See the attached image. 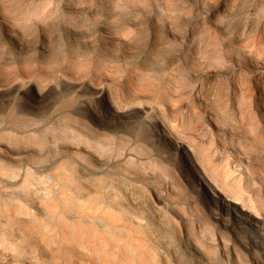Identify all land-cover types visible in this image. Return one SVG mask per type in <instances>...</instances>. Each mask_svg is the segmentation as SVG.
Returning <instances> with one entry per match:
<instances>
[{
	"label": "rangeland",
	"instance_id": "obj_1",
	"mask_svg": "<svg viewBox=\"0 0 264 264\" xmlns=\"http://www.w3.org/2000/svg\"><path fill=\"white\" fill-rule=\"evenodd\" d=\"M260 156L264 0H0V264H264Z\"/></svg>",
	"mask_w": 264,
	"mask_h": 264
},
{
	"label": "bare ground",
	"instance_id": "obj_2",
	"mask_svg": "<svg viewBox=\"0 0 264 264\" xmlns=\"http://www.w3.org/2000/svg\"><path fill=\"white\" fill-rule=\"evenodd\" d=\"M101 30L102 31H104V32H107V33H112L113 31H111V30H109L107 27H101ZM9 36H10V34H8ZM15 45V44H14ZM134 51L133 50H130L129 51V53H133ZM139 59H140V57H138ZM121 98V97H120ZM118 98V100H117V102H118V104L119 105H121V104H124L125 102L123 101V99L121 98ZM203 136L204 137H207L208 138V140H209V142L210 143H213L214 142V138H213V136L212 135H210L209 136V134L208 133H204L203 134ZM194 145H192V143H191V145L193 146V149L195 150V152H196V156L200 159V158H202L201 156H202V154H203V156L205 157V154L203 153V151L202 150H200V149H198L197 147H196V143H195V141L193 140V138H190L189 139ZM204 162V161H203ZM207 161L205 160V162L204 163H206ZM209 168V166L207 167L206 165H205V169H206V171L208 172V175L212 178V180L215 182V183H217L218 185H219V187H221L220 185H222L223 187H227V185L229 184H231V185H233V186H235L238 190H240L239 189V186H240V181H241V179H240V177H238V175L237 176H232V172L230 171V169L228 168V167H226V168H223V170H222V179L218 176V175H214L212 172H209L208 169ZM230 179V180H229ZM229 181V182H228ZM224 189V188H223ZM234 199H239L237 196H234L233 197ZM243 202H245V203H248V205L249 206H253L252 205V201H251V198L248 196L246 199H244V200H242Z\"/></svg>",
	"mask_w": 264,
	"mask_h": 264
},
{
	"label": "snow or ice",
	"instance_id": "obj_3",
	"mask_svg": "<svg viewBox=\"0 0 264 264\" xmlns=\"http://www.w3.org/2000/svg\"><path fill=\"white\" fill-rule=\"evenodd\" d=\"M55 93L52 92L51 90L46 94V98L48 97H52L54 96ZM107 95V93H105V96ZM93 104H94V107L97 108L98 111H100L101 115L103 116L104 113H103V107L100 103V101H93ZM140 116H142V113L140 112H132V113H128V114H120L118 116H116L115 118L116 119H120V120H136L138 119ZM178 142L176 141H173L171 147L173 149V151H177V154H178V150L176 149V144ZM185 146L180 143V148H184ZM168 163L172 164L174 167L176 166V160L172 157L171 154H169V160H168ZM255 166L257 167H264V156H260L256 162H255ZM220 211L223 213L225 210L224 209H220ZM232 223H235V220L233 219L232 220ZM243 223V222H242Z\"/></svg>",
	"mask_w": 264,
	"mask_h": 264
}]
</instances>
